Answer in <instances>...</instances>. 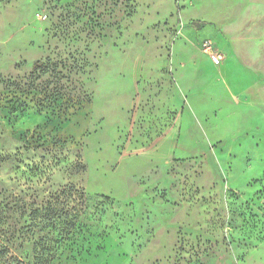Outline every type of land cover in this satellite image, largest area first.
<instances>
[{
	"label": "rangeland",
	"instance_id": "obj_1",
	"mask_svg": "<svg viewBox=\"0 0 264 264\" xmlns=\"http://www.w3.org/2000/svg\"><path fill=\"white\" fill-rule=\"evenodd\" d=\"M0 264H264V0H0Z\"/></svg>",
	"mask_w": 264,
	"mask_h": 264
},
{
	"label": "built area",
	"instance_id": "obj_2",
	"mask_svg": "<svg viewBox=\"0 0 264 264\" xmlns=\"http://www.w3.org/2000/svg\"><path fill=\"white\" fill-rule=\"evenodd\" d=\"M202 47L204 49L205 52H207L210 56V58L213 60V62L215 63H219L220 59L218 54L214 51V49L212 48L211 42L208 40H204L202 42Z\"/></svg>",
	"mask_w": 264,
	"mask_h": 264
},
{
	"label": "trees",
	"instance_id": "obj_3",
	"mask_svg": "<svg viewBox=\"0 0 264 264\" xmlns=\"http://www.w3.org/2000/svg\"><path fill=\"white\" fill-rule=\"evenodd\" d=\"M37 63H39V62H37Z\"/></svg>",
	"mask_w": 264,
	"mask_h": 264
}]
</instances>
